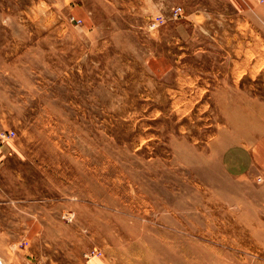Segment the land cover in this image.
I'll use <instances>...</instances> for the list:
<instances>
[{"label":"rangeland","instance_id":"1","mask_svg":"<svg viewBox=\"0 0 264 264\" xmlns=\"http://www.w3.org/2000/svg\"><path fill=\"white\" fill-rule=\"evenodd\" d=\"M257 206L264 0H0V264H227Z\"/></svg>","mask_w":264,"mask_h":264},{"label":"crops","instance_id":"2","mask_svg":"<svg viewBox=\"0 0 264 264\" xmlns=\"http://www.w3.org/2000/svg\"><path fill=\"white\" fill-rule=\"evenodd\" d=\"M248 167L251 166L248 164ZM246 213L249 216L247 220L230 227L234 237L227 243V248L234 250V256L228 259L227 264H264V206L249 208ZM246 213L243 212L242 216Z\"/></svg>","mask_w":264,"mask_h":264},{"label":"built area","instance_id":"3","mask_svg":"<svg viewBox=\"0 0 264 264\" xmlns=\"http://www.w3.org/2000/svg\"><path fill=\"white\" fill-rule=\"evenodd\" d=\"M181 8L180 7H174L172 9V15L178 14L180 12Z\"/></svg>","mask_w":264,"mask_h":264}]
</instances>
